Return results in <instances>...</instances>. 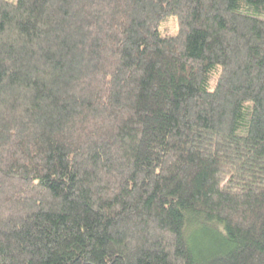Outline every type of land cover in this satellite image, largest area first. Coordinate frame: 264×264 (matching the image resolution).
Segmentation results:
<instances>
[{"label": "trees", "instance_id": "1", "mask_svg": "<svg viewBox=\"0 0 264 264\" xmlns=\"http://www.w3.org/2000/svg\"><path fill=\"white\" fill-rule=\"evenodd\" d=\"M0 264H264V0H0Z\"/></svg>", "mask_w": 264, "mask_h": 264}, {"label": "rangeland", "instance_id": "2", "mask_svg": "<svg viewBox=\"0 0 264 264\" xmlns=\"http://www.w3.org/2000/svg\"><path fill=\"white\" fill-rule=\"evenodd\" d=\"M161 32L162 33H174L178 30V25L176 22V17L173 15H170L166 20L161 22Z\"/></svg>", "mask_w": 264, "mask_h": 264}]
</instances>
